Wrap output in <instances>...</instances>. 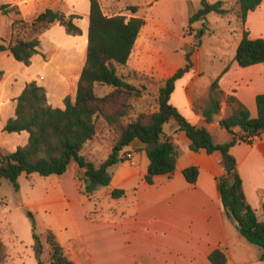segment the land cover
<instances>
[{
  "label": "trees",
  "instance_id": "trees-1",
  "mask_svg": "<svg viewBox=\"0 0 264 264\" xmlns=\"http://www.w3.org/2000/svg\"><path fill=\"white\" fill-rule=\"evenodd\" d=\"M88 1L86 54L76 82L74 100L66 95L63 98L64 107H54L48 102L43 85L35 79L24 84L15 97L14 115L6 119L3 131H26L28 137L24 145L17 146L13 151L5 152L0 149V180L6 178L17 190V177L20 174L60 175L74 161L83 170L81 192L91 196L99 187L109 185L111 168L125 160L119 156L120 151L137 139L144 144L148 158L143 181L151 185L156 175H172L176 169L177 144L172 135L163 133V125L174 121L176 130L184 132L190 140V150H204L208 154L220 152L219 162L223 173L215 181L224 213L235 221L237 231L247 242L260 248L259 259L264 264V203L257 211L246 201L237 162L230 153V147L235 143L247 142L248 135L264 132V93L255 97L257 112L253 117L242 101L234 94H225L219 85V79L228 65L210 81L205 96L200 101H193L192 108L201 113L205 123H210L219 114L221 103H225V114L218 120V126L228 131L231 138L227 142H216L205 125L191 124L169 102L175 82L193 66L191 49L185 53L184 64L162 80L155 95L157 108L153 111H141L133 116L132 101L142 96L143 87L127 82L117 69L127 63L144 20L139 16L127 18L123 14L107 16L103 13L99 0ZM261 1L237 0L238 16L243 29L234 60L241 67L257 63L264 65V39L250 38L245 27L247 13L254 10ZM130 9L134 13L136 6H131ZM9 12H14L17 17L10 23L7 38L1 39L0 51L8 50L12 60L21 65H30L33 57L41 54L40 35L54 23L59 22L69 34L81 32L72 22L75 15L66 17L52 8H46L32 19H25L16 4L1 3L0 15ZM227 12L221 0L213 3L201 0V7L188 20L202 21L209 13L224 16ZM202 33L200 29L199 34ZM198 45L199 42L194 46ZM67 69H75V66L71 65ZM2 74L0 69V77ZM98 86H109L110 90L100 95L96 91ZM99 118L114 137L110 153L96 165L82 155L81 150L86 142L94 138ZM198 173L196 165L182 170L188 183H194ZM124 195L125 191L121 188L109 191V196L114 199ZM29 216L32 221V250L37 264H74L51 229H47L45 234L48 257H42L43 244L36 232L34 216L32 213ZM5 251V244L0 240V262L5 257ZM208 259L211 264H227V252L217 247L209 253Z\"/></svg>",
  "mask_w": 264,
  "mask_h": 264
},
{
  "label": "crops",
  "instance_id": "crops-1",
  "mask_svg": "<svg viewBox=\"0 0 264 264\" xmlns=\"http://www.w3.org/2000/svg\"><path fill=\"white\" fill-rule=\"evenodd\" d=\"M161 2V0H136L135 3L154 9ZM1 3L16 4L21 16L25 19L34 18L46 8H52L63 13L66 17L75 15L72 22L79 27L80 34H69L63 25L56 22L40 35L39 45V51L43 55L47 45L54 46L53 49L56 50H52V53L56 51L57 56L59 51L67 53L71 57L68 61L69 67L76 66L74 57L80 56L77 67L68 69L69 72L75 73L74 88L69 93L73 101L76 82L86 54L89 1L0 0ZM102 11L107 16L115 15L105 12L103 9ZM13 18L10 12L0 15V42L2 38H7ZM207 22L220 26L219 21L213 17L207 19ZM158 24L162 26L159 21ZM245 27L250 38L264 39V0L254 10L247 13ZM140 31L127 62L140 38ZM209 31L215 34L214 30L209 29ZM215 37L219 41L220 35L215 34ZM239 40H235L234 54ZM195 50L198 54V46L195 47ZM216 53L219 54V60L222 59L223 66L214 70L215 74L210 76L206 85L210 83L211 78H214L228 65L227 70L219 79L220 87L225 94H234L247 106L250 115L255 116L257 112L255 97L259 93H264V65L257 63L241 67L234 60V54L230 55L226 61L224 60L225 52ZM216 53L214 52L211 56L214 58ZM41 54H36L32 61H38ZM2 56L10 58L12 61V55L8 50L0 51V58ZM140 58L142 59L139 56ZM43 62L46 64L44 67L38 66L44 70L49 69L50 66L60 65L59 59L54 56ZM32 63L28 66L22 64L29 68L32 67ZM139 64L145 65L143 60H140ZM154 66L160 72L159 78L163 80L182 65L168 62L166 55L157 51L152 63L148 66L145 65L144 68L150 71ZM0 69H3L1 63ZM200 71L194 59L190 71L175 82L169 102L191 124L205 125L211 131L216 142H227L231 138V134L218 126V120L225 114L224 102L221 103L219 114L210 123H205L201 113L195 112L192 108L193 99L199 97L203 91L194 85L192 79L194 74ZM24 84L20 86L17 95L21 92ZM64 88L65 86H58L57 89H47V99L52 106L64 107L63 98L67 94ZM15 97L11 101V116L14 115ZM169 122L163 125V133L172 135L178 147L174 173L172 175H156L153 184L148 185L143 181L148 165V158L144 157L146 153L144 144L134 139L120 151L119 156L125 160L116 163L111 168L112 177L108 185L109 191L113 188H121L125 191L123 197L117 198V205H113L117 213L97 221L85 219L83 213V226H80L78 222L84 254L88 258L87 264H211L208 255L217 247H221L227 252V264H263L260 259L252 261L243 257V254H234L230 241L232 233L228 231V222L235 227V221L225 215L215 181V178L223 173L219 162L220 152L214 151L208 154L204 150H190V140L185 133L176 130L177 125L174 121L171 124ZM165 126L169 127L168 131H164ZM20 134L23 140L27 141L28 133L26 131L11 132L13 136ZM230 153L236 159L246 201L252 208L259 211L264 203V132L249 143L244 141L235 143L230 147ZM190 165H196L199 170L194 183H188L182 174V170ZM69 168H72L71 171ZM68 172L71 173L70 180L65 177ZM82 173L83 170L74 161H71L65 172L57 175L56 183L62 194L65 193L63 191L70 183L73 186L70 185V187L74 188L73 177L75 175L82 176ZM63 195L66 196V194ZM77 202L79 203V201ZM55 234L57 235L56 232ZM57 238L59 239L58 235Z\"/></svg>",
  "mask_w": 264,
  "mask_h": 264
},
{
  "label": "rangeland",
  "instance_id": "rangeland-1",
  "mask_svg": "<svg viewBox=\"0 0 264 264\" xmlns=\"http://www.w3.org/2000/svg\"><path fill=\"white\" fill-rule=\"evenodd\" d=\"M161 1L156 8L152 9L147 5H137L136 0H99L101 8L109 14H123L127 18L136 15L144 20L140 38L136 42L129 61L117 69V72L127 82L139 88L143 87L142 96L132 101L131 114L133 116L141 111H153L157 108L155 95L162 83L159 78L160 72L155 69V66L150 71L144 68L145 65L148 66L152 63L157 51L166 55L168 62L183 65L185 53L192 49L191 60L193 62L195 59L196 65L201 70L194 74L193 83L203 90L200 96L194 98L193 101H200L206 94L209 85L206 84L210 76L215 74L214 70L223 66L222 59L219 60V54L216 52H225L224 60L228 61L229 56L234 54L235 40H239L243 29L238 16L237 0H221L223 7L228 10L224 16L210 13L204 20L194 22H189V13H193L201 7V0ZM208 1L213 3L217 0ZM131 6H136L134 13L130 9ZM10 13L14 18L17 17L14 12ZM208 17L217 19L220 26L212 22L208 24ZM158 21L162 23V26L158 24ZM200 29H202V35L199 34ZM209 29L214 30L216 35H220L219 41ZM197 42H199L198 54L195 50L197 46H194ZM53 47L47 45L44 57L40 56L38 61L33 60L32 67L29 68L11 61L6 56L0 58L4 73L0 77V149L2 151H13L17 146L26 143L21 134L13 136L11 133L3 131L4 121L11 117V101L23 83L35 79L46 87V91L47 89H57L58 86H65L66 95H69L74 88L75 73L69 72L67 69L71 57L64 51H59L57 56L56 51L52 53V50H56ZM214 52L216 56L213 58L211 55ZM53 56L59 59V66H50L47 70L39 68L38 65L44 67L46 64L43 61ZM139 56L142 59H139ZM74 58L75 67H77L80 56L77 55ZM140 60H143L145 65L139 64ZM109 89V86H98L96 91L102 95ZM169 123L174 122L170 121ZM168 130L169 127L165 126L164 131ZM113 137V133L99 118L97 132L92 140L84 144L81 154L96 165L99 164L110 153ZM144 157L147 159L146 153ZM71 169L69 168V171ZM70 174V172L66 174V179L70 180ZM56 177V174L42 176L38 173H22L17 177V190L6 178H1L0 240L5 244L6 251L0 264H37L32 250V221L29 213L34 216L36 232L43 244V258L48 257L45 234L47 229H51L57 233L60 240L55 234L56 238L74 264H87L88 258L84 254L78 222L80 226H83V213L85 219L90 221L105 219L117 213L114 207L117 205V199L109 196V186L99 187L91 196L83 194L81 192L83 173L82 176L75 175L73 177L74 188H71L73 186L70 183L71 187L69 185L63 191L65 192L63 194H66L64 196L56 183ZM228 231L232 233L230 241L234 254H243V257L252 261L259 260L260 248L257 245L242 238L229 222Z\"/></svg>",
  "mask_w": 264,
  "mask_h": 264
},
{
  "label": "built area",
  "instance_id": "built-area-1",
  "mask_svg": "<svg viewBox=\"0 0 264 264\" xmlns=\"http://www.w3.org/2000/svg\"><path fill=\"white\" fill-rule=\"evenodd\" d=\"M259 137V134H251L246 137L247 142H251Z\"/></svg>",
  "mask_w": 264,
  "mask_h": 264
}]
</instances>
